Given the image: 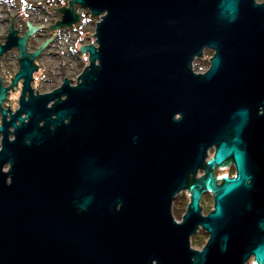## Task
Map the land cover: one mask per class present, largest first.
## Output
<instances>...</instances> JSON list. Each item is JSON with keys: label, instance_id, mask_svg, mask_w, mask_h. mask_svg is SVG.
<instances>
[{"label": "water", "instance_id": "water-1", "mask_svg": "<svg viewBox=\"0 0 264 264\" xmlns=\"http://www.w3.org/2000/svg\"><path fill=\"white\" fill-rule=\"evenodd\" d=\"M75 4L100 17L78 82L0 126V264H264V2L71 0L59 26Z\"/></svg>", "mask_w": 264, "mask_h": 264}, {"label": "flooded vegetation", "instance_id": "flooded-vegetation-1", "mask_svg": "<svg viewBox=\"0 0 264 264\" xmlns=\"http://www.w3.org/2000/svg\"><path fill=\"white\" fill-rule=\"evenodd\" d=\"M71 0H0V48L13 43L0 54V126L3 120L9 121L21 106V101L30 97L50 95L61 88L65 81L69 85L76 84L88 60V53L82 47L90 45L89 25L93 24L91 12L79 4L74 5V11L79 20L72 25L59 26L62 21L63 9L70 8ZM26 37L24 47L18 42ZM214 55L211 49H205L204 67L193 63L196 73H204L210 68V59ZM30 59L31 74L17 77L22 63ZM79 70H82L79 72ZM79 72L76 77L74 73ZM28 80V87L25 82ZM56 100L48 103L51 106ZM3 111L6 112L4 116ZM25 116V114H22ZM18 123V121H17ZM14 128L9 127L10 139ZM2 134H0L1 148ZM215 149L210 150L211 156ZM236 166L232 160L217 166L214 177L220 185L225 177L236 176ZM205 169L191 177V182L203 177ZM187 195V201L182 195ZM190 203L188 190L180 192L174 199L172 213L176 222L180 223ZM202 213L207 215L214 208V195L205 192L200 199ZM196 235H202L205 243L208 233L200 228ZM252 263V261H251Z\"/></svg>", "mask_w": 264, "mask_h": 264}, {"label": "rangeland", "instance_id": "rangeland-1", "mask_svg": "<svg viewBox=\"0 0 264 264\" xmlns=\"http://www.w3.org/2000/svg\"><path fill=\"white\" fill-rule=\"evenodd\" d=\"M32 1H35V0H32ZM67 1V0H66ZM256 1H258V2H264V0H256ZM100 20V17H94L93 18V24H90L89 25V33L90 34H95V27H96V23L98 22ZM95 41H96V39H95V35H93L92 37H90L89 36V40H88V43L89 44H91V43H93V44H95ZM207 59V58H206ZM206 59H196L195 60V65L197 66L198 65V67H204L203 65V63H205V61H206ZM88 61H89V58H88V60H87V63H88ZM80 71H82V70H79V72ZM78 71L76 72V73H74L73 74V76L74 77H76L77 76V74L79 73ZM187 195L185 194V197H183V195H182V200H184V202L185 201H187V197H186ZM196 236H199L200 238L202 237V235H194L192 238H194V237H196ZM202 238H204V237H202ZM205 239V238H204ZM205 244V243H204ZM193 247H195L194 245H192ZM195 248H197V249H201V247H195Z\"/></svg>", "mask_w": 264, "mask_h": 264}, {"label": "trees", "instance_id": "trees-1", "mask_svg": "<svg viewBox=\"0 0 264 264\" xmlns=\"http://www.w3.org/2000/svg\"><path fill=\"white\" fill-rule=\"evenodd\" d=\"M205 243V239L204 238H200L199 236H196L194 238H192V245H194L195 247H202Z\"/></svg>", "mask_w": 264, "mask_h": 264}]
</instances>
